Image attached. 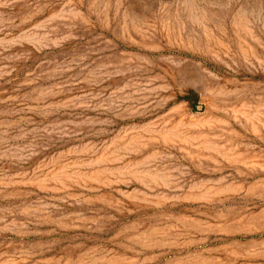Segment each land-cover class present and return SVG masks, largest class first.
<instances>
[{
  "label": "rangeland",
  "instance_id": "1",
  "mask_svg": "<svg viewBox=\"0 0 264 264\" xmlns=\"http://www.w3.org/2000/svg\"><path fill=\"white\" fill-rule=\"evenodd\" d=\"M0 264H264V0H0Z\"/></svg>",
  "mask_w": 264,
  "mask_h": 264
},
{
  "label": "trees",
  "instance_id": "2",
  "mask_svg": "<svg viewBox=\"0 0 264 264\" xmlns=\"http://www.w3.org/2000/svg\"><path fill=\"white\" fill-rule=\"evenodd\" d=\"M191 97H195L194 92H189L186 97L183 98L184 101H190Z\"/></svg>",
  "mask_w": 264,
  "mask_h": 264
}]
</instances>
